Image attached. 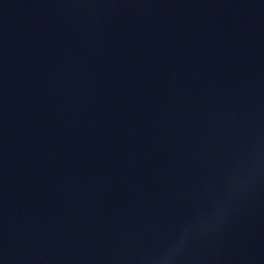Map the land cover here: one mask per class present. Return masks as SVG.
Here are the masks:
<instances>
[{
  "label": "water",
  "instance_id": "water-1",
  "mask_svg": "<svg viewBox=\"0 0 264 264\" xmlns=\"http://www.w3.org/2000/svg\"><path fill=\"white\" fill-rule=\"evenodd\" d=\"M0 264H264V41L0 45Z\"/></svg>",
  "mask_w": 264,
  "mask_h": 264
}]
</instances>
